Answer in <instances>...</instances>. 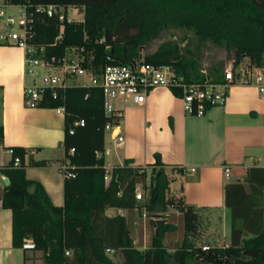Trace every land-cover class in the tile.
Wrapping results in <instances>:
<instances>
[{
	"label": "trees",
	"instance_id": "16d2710c",
	"mask_svg": "<svg viewBox=\"0 0 264 264\" xmlns=\"http://www.w3.org/2000/svg\"><path fill=\"white\" fill-rule=\"evenodd\" d=\"M7 1L80 9L82 22H62L57 16L37 12L35 43L44 46L47 57L61 56L69 47H84L85 66L99 70L108 63H126L143 55L147 62L173 65L187 81L223 82V62L203 71L201 48L206 42L224 45L235 63L247 58L264 65V0ZM62 25L63 38L56 41ZM171 27L193 30L198 37L195 48L166 40L144 54L147 44ZM46 96L42 107H65L63 146L65 159L71 164L68 170L74 176L65 174L64 204L56 205L40 181L27 177L25 156L29 149L12 147V159L0 167V176L8 178L0 205L12 210L15 248L25 253L42 252V264H264V166L251 167L244 180L225 185V205L231 214L230 242L204 250L198 243L202 213L173 192L165 169L152 171L147 184L146 169L129 164L127 159L124 166L114 167L106 180L105 126L111 118L104 112L99 87L72 86L59 90L57 98L50 91ZM81 119L85 125L75 126V133H69ZM3 139L0 125V142ZM15 156L20 157L18 165ZM156 163L162 164L159 155ZM45 164L44 160H30V165ZM138 183L147 192L142 205L149 215L164 214L170 207L183 214L184 239L176 248L164 243V235L176 229L164 216L153 220L151 246L140 249L134 244L127 218L106 215L109 207H138ZM28 240L32 245H27ZM116 255L120 261L114 259ZM28 258L25 255V261Z\"/></svg>",
	"mask_w": 264,
	"mask_h": 264
},
{
	"label": "crops",
	"instance_id": "0c3cea01",
	"mask_svg": "<svg viewBox=\"0 0 264 264\" xmlns=\"http://www.w3.org/2000/svg\"><path fill=\"white\" fill-rule=\"evenodd\" d=\"M24 59L23 48L0 44V125L4 133L0 142V167L12 159L10 148L29 149L25 156L27 177L40 181L53 203L63 205L62 165L67 161L63 146L65 133L60 139L63 121L58 114L64 115V124L65 114L55 108L57 113L47 107L26 105ZM116 108L122 117L114 133L108 132L109 140L105 135L107 168L124 166L129 159V164L144 167L149 178L152 171L163 168L171 178L173 192H180L200 212L217 210L224 214L229 210L225 205V185L244 180L251 167L264 166V97L255 85H232L226 104L210 107L201 116L187 114L182 99L167 87L150 91L142 104L117 100ZM118 132L124 135L123 142L112 137ZM58 141L56 152L54 149L44 153V146L51 149ZM157 155L162 164L156 163ZM31 159L44 160L46 164L30 165ZM5 178L0 176V196L7 183ZM138 203L136 208L109 207L106 215H124L135 246L146 249L155 234L153 220L164 216L167 222L174 223L172 215L181 212L170 207L164 214L149 215L142 201ZM170 233L164 235L166 246ZM183 239L184 235L178 243ZM25 255L29 257L26 261ZM41 255L40 251L25 253L13 246L12 210L0 205V264H42Z\"/></svg>",
	"mask_w": 264,
	"mask_h": 264
},
{
	"label": "built area",
	"instance_id": "2783aa9c",
	"mask_svg": "<svg viewBox=\"0 0 264 264\" xmlns=\"http://www.w3.org/2000/svg\"><path fill=\"white\" fill-rule=\"evenodd\" d=\"M10 7H18L20 14L10 13ZM74 6L59 4L33 5L27 3L13 4L7 0H0V44L18 46L25 51V103L28 107L41 106L47 100V92L50 91L53 98L59 97V90H65L72 86L99 87L102 90L103 108L107 117L111 118L105 126V132L114 133L119 126L122 117L120 110L116 108L117 100L131 101L135 104L145 103L150 91L158 87H167L174 91L183 101L184 110L191 115H204L213 106H223L227 102L229 88L234 84L255 85L264 97V65L259 66L245 58L239 63L231 61L225 68L224 81L220 83L190 82L178 73L170 64H155L147 62L143 55L126 63H108L97 69L85 66L88 63L84 47H69L61 56L47 57L44 46L35 43L36 26L35 14L45 12L48 16H57L60 21L82 22V18H73L68 10ZM82 12V11H81ZM83 13V12H82ZM64 25L56 41L63 38ZM103 41V39L101 40ZM206 72V69L203 70ZM65 113L63 105L55 108ZM118 117V119H117ZM120 117V119H119ZM85 120L74 123L69 133H75V126H84ZM117 142H123L125 137L120 132L113 136ZM13 155V148L8 150ZM74 149H71L73 152ZM99 156L102 153L98 154ZM15 165L20 163V157H14ZM71 166L67 161L62 165L63 172L68 176H74ZM195 168H192L194 171ZM229 171V168L226 169ZM112 169L106 165V180H110ZM143 184L136 185V199L143 198ZM27 245H32L28 240ZM204 250L209 245H203Z\"/></svg>",
	"mask_w": 264,
	"mask_h": 264
},
{
	"label": "rangeland",
	"instance_id": "374dc122",
	"mask_svg": "<svg viewBox=\"0 0 264 264\" xmlns=\"http://www.w3.org/2000/svg\"><path fill=\"white\" fill-rule=\"evenodd\" d=\"M10 13L19 15L20 11L18 7H10L9 8ZM69 14L75 18L79 19L83 17V13L80 11H77L75 8H69L68 10ZM166 40H173L175 42H178L181 47L187 46V44L190 45L191 48H195L198 37L196 36L195 32L190 29L185 28H176L171 27L165 30L162 34V36L158 39L152 40L147 44V48L144 52V54L151 52L155 50L158 45ZM202 49L201 54V64L202 67L206 70H208L209 67L212 65H216L220 62H223L225 66H228L231 61H233L232 53L228 52L226 47L224 45H218L212 42H206ZM46 109H49L53 113H57L54 108L47 107ZM60 118L63 121V133L60 139L63 138L65 133V124H64V115L58 114ZM107 132V140H109ZM45 152L48 153L49 151H53L55 149L58 150L59 148V141L56 143V145H51V149H48L47 146H44ZM264 162V159L262 163ZM146 183H150V178L148 177L146 180ZM4 184V182H3ZM146 194L147 192L143 189V198L141 199L142 203L146 201ZM180 195V192L177 193ZM202 212V228H201V234L199 238V244L200 245H218V246H226L229 244L228 235H230L231 231V214L230 210H226L224 214L222 212H219L217 210L212 211H201ZM180 215V216H179ZM223 215L225 219H223ZM172 219L174 223L176 224V229L171 231L169 236H167V244L168 246L172 248H176L179 246V240L184 235V229H183V215L182 213L177 212L176 214L172 215ZM41 258V256H40ZM115 260L120 261L121 257L120 255H116L114 257ZM40 263V262H39Z\"/></svg>",
	"mask_w": 264,
	"mask_h": 264
},
{
	"label": "water",
	"instance_id": "95a60500",
	"mask_svg": "<svg viewBox=\"0 0 264 264\" xmlns=\"http://www.w3.org/2000/svg\"><path fill=\"white\" fill-rule=\"evenodd\" d=\"M5 181L8 182V178H5Z\"/></svg>",
	"mask_w": 264,
	"mask_h": 264
}]
</instances>
